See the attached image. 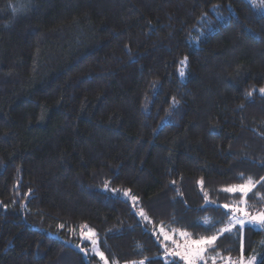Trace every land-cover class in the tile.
<instances>
[{
	"label": "trees",
	"instance_id": "obj_1",
	"mask_svg": "<svg viewBox=\"0 0 264 264\" xmlns=\"http://www.w3.org/2000/svg\"><path fill=\"white\" fill-rule=\"evenodd\" d=\"M260 88V0H0V264H100L88 229L110 262L183 264L161 227L208 237L264 177Z\"/></svg>",
	"mask_w": 264,
	"mask_h": 264
},
{
	"label": "snow or ice",
	"instance_id": "obj_2",
	"mask_svg": "<svg viewBox=\"0 0 264 264\" xmlns=\"http://www.w3.org/2000/svg\"><path fill=\"white\" fill-rule=\"evenodd\" d=\"M262 4H264V0H260ZM18 9L13 8V13L15 14ZM183 63V62H182ZM181 77H183L184 72L181 71ZM255 91V90H253ZM260 94L264 95V88L259 89ZM253 93L249 92L248 96H251ZM175 102V98H173ZM201 187L203 188V180L199 181ZM258 183H264V177H261L259 181H254L252 177H248L244 183L233 185L231 187H227L223 189L227 193H239L241 196L240 205L236 206H229L228 204H223L219 207L223 209H227L228 211L225 213L226 222L221 221L222 226L217 227L214 224H209L207 218L203 221V225L197 224L194 227L200 226H208L207 230L213 232L212 235L208 237H200L199 239H191L189 234L181 231L179 236L181 238L187 237L184 240L183 244L176 243L173 241L172 249H169L167 245H164V250L166 254H171L174 257H179L180 260L184 261L185 264H207V260L205 258L204 253L207 251L208 246H214L215 242L225 234L229 236H235L237 238V242L239 245V252L240 255L237 258H232L228 256L225 259V264H257V254H252L251 256L245 257L244 256V229L245 226H250L254 228H258L261 231H264V210H254L250 211L248 204H247V196L253 188L256 187ZM125 196L128 195V192L124 193ZM205 198H207V193H205ZM135 199V197H133ZM144 213L141 212V215ZM63 227V225H61ZM87 225H84L83 228H87ZM161 233H163V239L165 241L169 240L170 237L168 233L164 232L163 227H161ZM82 236H88L89 240L93 245V251L95 255L99 257L103 264H109L107 257L105 256L104 252L99 250L95 245L98 243L92 237L95 236L94 231L88 229V232H81ZM261 246L264 247V241L260 242ZM82 251L85 249H81ZM217 255H219L217 253ZM216 256H212L211 259L213 264H215ZM135 264V262H133ZM139 264H144L143 261H140ZM172 264H175L173 261Z\"/></svg>",
	"mask_w": 264,
	"mask_h": 264
},
{
	"label": "rangeland",
	"instance_id": "obj_3",
	"mask_svg": "<svg viewBox=\"0 0 264 264\" xmlns=\"http://www.w3.org/2000/svg\"><path fill=\"white\" fill-rule=\"evenodd\" d=\"M253 2H255V0H252ZM254 4V3H253ZM254 5H257V4H254ZM233 194H235V193H233ZM240 199V198H239ZM239 199H235L234 197L232 198V201H233V204H229V206L231 207V206H236V205H240V200ZM250 210V209H249ZM264 210V209H263ZM250 211H253V210H250ZM258 229V228H257ZM259 230V229H258ZM161 232V231H160ZM164 232H166V231H164ZM166 233H168V235H169V237H170V239L169 240H167V241H165L164 239H163V236H162V234H161V236H162V239H161V243H163V247H164V245H167L168 247H169V249H172V247H173V241H175L176 243H179V244H183L184 243V240L185 239H187V237H184V238H181L180 236H179V233H180V231H176V230H174V231H172V232H166ZM87 238H88V236H86ZM93 239H95L96 241H97V239L95 238V237H92ZM88 240H89V238H88ZM90 241V240H89ZM91 242V241H90ZM91 245H92V243H91ZM95 247H97L99 250H100V248H99V246H98V243L95 245ZM214 247H218V250H212V248H213V246H208L207 247V251L204 253V255H205V258H206V260H207V264H213V261H212V259H211V257L212 256H216L217 258H216V260H215V264H225V259L224 258H226V257H228V256H226V255H223L222 254V252H223V247H220V245H218V244H215L214 245ZM262 247V246H261ZM262 248H264V247H262ZM217 253L219 254V255H217ZM92 254L93 255H95V252L93 251V245H92ZM257 254V264H258V262L261 260V258H262V256H263V254H264V252H262V251H259L258 253H256ZM96 256V255H95ZM163 256L165 257V259L167 260V262H169V261H172V260H175V259H177V260H180L179 259V257H174V256H172L171 254H166V253H164L163 254ZM97 257V256H96ZM98 259H99V257H97ZM233 258V257H232ZM100 260V259H99ZM182 261V260H181ZM108 262H109V264H133V263H113V262H110L109 260H108ZM144 262V261H143ZM100 264H103V261H101L100 260ZM135 264H139V262H136ZM144 264H145V262H144ZM183 264H185V262L183 261ZM200 264H203V262H200Z\"/></svg>",
	"mask_w": 264,
	"mask_h": 264
}]
</instances>
